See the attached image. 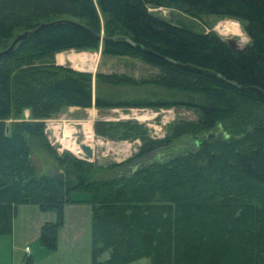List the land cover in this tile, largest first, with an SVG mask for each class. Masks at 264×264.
<instances>
[{
	"label": "trees",
	"instance_id": "trees-1",
	"mask_svg": "<svg viewBox=\"0 0 264 264\" xmlns=\"http://www.w3.org/2000/svg\"><path fill=\"white\" fill-rule=\"evenodd\" d=\"M156 8L235 20L250 44L235 52ZM24 33L0 56V235L11 234L18 206L35 205L57 215L40 234V246L55 251L63 206L83 203L91 264H264V104L247 90L264 94V0H0V53ZM99 49L157 72L93 77L55 65L59 53ZM93 82L131 91L93 96ZM64 107H184L196 120L173 123L163 138L136 121L96 120L97 137L139 140L137 153L103 167L65 152L54 156L55 172L40 173L33 146L49 148L45 121ZM184 136L192 148L160 162Z\"/></svg>",
	"mask_w": 264,
	"mask_h": 264
},
{
	"label": "rangeland",
	"instance_id": "rangeland-1",
	"mask_svg": "<svg viewBox=\"0 0 264 264\" xmlns=\"http://www.w3.org/2000/svg\"><path fill=\"white\" fill-rule=\"evenodd\" d=\"M150 12L155 13L159 17L168 19V13L181 14L186 19H190L195 22L198 32H214L219 38H222L220 34L228 35L232 34L237 37H232L234 49L241 51L249 46L248 37L245 35V40H241L244 36L241 33L242 26L235 20L221 19L214 16H202L200 19L191 18L177 10L156 8L149 9ZM101 26H103V19L101 18ZM103 34V32H102ZM224 39V38H223ZM76 54H86L87 57L84 62H76V65L65 63L64 65H58L55 59V65L68 67L74 71L82 73H90L93 77L97 73H117L126 74L136 79L147 78L157 72V70L138 59L130 57H109L102 56L100 49L94 52H76L68 51L63 52ZM90 57V58H89ZM82 63V64H81ZM86 63V65L84 64ZM83 66V67H82ZM131 91L130 88H117L100 86L97 87L95 82L92 85L93 96L103 93H119L120 91ZM24 119L28 120L30 114L28 110H24ZM96 120H108V121H136L143 125L148 130V134L153 138H163L168 128L175 122L189 121L194 122L196 116L192 110L184 107H174L170 109H131V110H99L94 107L89 110L64 107L57 114L45 121L44 134L47 140L49 148H42V146H33L32 163L38 169L40 173H53L55 172L56 161L54 156H63L65 152L73 155L76 158L87 160L88 162H94L103 167L111 165L113 163H122L138 151L140 146L139 140L134 141H109L104 138L97 137L93 131V124ZM91 122V129L88 128V123ZM211 135L216 134V130L209 132ZM91 136V137H90ZM79 137L88 138L90 140L89 146L94 151V157L87 159L80 154L72 153L66 143L70 140ZM177 140V144L173 146L172 150H167L162 153L160 162L165 161L168 155L183 153L192 148V138L181 137ZM202 139V136L199 140ZM179 142V143H178ZM73 152L76 150H72ZM48 215H54V220L51 222L56 224L57 215L53 212H46ZM18 214H14L12 223V232L9 235H0V264H30L32 263V257L37 259L38 253H40L39 262H43L47 255H53V252L40 246V234L41 227L38 232L33 236H25L23 233L19 235L23 227L19 228ZM21 226V225H20ZM61 228V227H60ZM60 228L57 230V246H61L60 240ZM25 231V230H24ZM22 237V238H21ZM28 254H27V253ZM31 259V262H28ZM107 259V254H103L100 257L101 261ZM40 264V263H39ZM133 264H148L146 259L140 260Z\"/></svg>",
	"mask_w": 264,
	"mask_h": 264
},
{
	"label": "crops",
	"instance_id": "crops-1",
	"mask_svg": "<svg viewBox=\"0 0 264 264\" xmlns=\"http://www.w3.org/2000/svg\"><path fill=\"white\" fill-rule=\"evenodd\" d=\"M57 55H55V59ZM15 214H18V219H20L19 228L23 227L19 235L24 232L25 236L35 235L45 223H51L54 220V215H48L35 205H20L16 208ZM60 231L61 246L59 247L58 244L53 255H47L43 262H39V258L41 259L39 257L40 252L36 261L32 257L30 264H91L90 205L83 203L65 204Z\"/></svg>",
	"mask_w": 264,
	"mask_h": 264
},
{
	"label": "water",
	"instance_id": "water-1",
	"mask_svg": "<svg viewBox=\"0 0 264 264\" xmlns=\"http://www.w3.org/2000/svg\"><path fill=\"white\" fill-rule=\"evenodd\" d=\"M168 21L171 24H173V25H175L181 29H184L186 31L193 32L196 29V24L194 21H192L190 19H186L183 15H181L179 13H177V14L176 13L175 14L168 13ZM69 23H71L77 27H80V25H78L77 23H74V22H69ZM240 30H241V33H243L245 35L243 29L240 28ZM25 36H26V33L17 36L13 40V42L11 43L10 47L6 51L0 53V56L10 52L16 46V44ZM220 39L222 41H224L232 50H234L235 52H239V51H236L234 49L233 41L231 38H227V39L220 38ZM247 90L252 91L254 93V95L256 96L257 100L259 102H261L262 104H264V94L260 90H258L256 88H252V87L247 88ZM7 131H8V128H7ZM78 139H79L78 145L81 149L82 155L85 156L87 159H92L94 157L93 149L89 145L84 144L82 139L81 140H80V138H78Z\"/></svg>",
	"mask_w": 264,
	"mask_h": 264
},
{
	"label": "bare ground",
	"instance_id": "bare-ground-1",
	"mask_svg": "<svg viewBox=\"0 0 264 264\" xmlns=\"http://www.w3.org/2000/svg\"><path fill=\"white\" fill-rule=\"evenodd\" d=\"M220 35L224 39L237 37V36H234L232 34H228V35L220 34ZM245 39H246L245 35L241 37L242 41L245 40ZM86 57H87L86 54H76L74 52L73 53H68V54L60 53V54L57 55L56 61H57V63L62 64V65H64L65 63H70V64H72L74 66V65H76V62H84ZM84 64L86 65V63H84ZM91 127H92L91 122H89L88 123V128L91 129ZM79 138H80V140L82 139L83 143L86 144V145H88L89 142H90V140L88 138H84V137H79ZM78 141H79V139L76 138V139L70 140L69 143H66L68 145L67 147H69V149H67V150H69L70 152L75 153V154H77V153L80 154V151H79L80 147L78 145ZM73 149L76 150V151L73 152L72 151Z\"/></svg>",
	"mask_w": 264,
	"mask_h": 264
}]
</instances>
